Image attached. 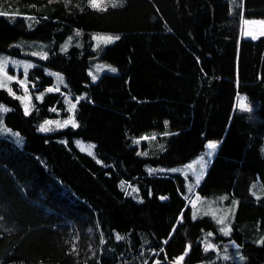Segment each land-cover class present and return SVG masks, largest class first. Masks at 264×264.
<instances>
[{"label": "trees", "instance_id": "obj_1", "mask_svg": "<svg viewBox=\"0 0 264 264\" xmlns=\"http://www.w3.org/2000/svg\"><path fill=\"white\" fill-rule=\"evenodd\" d=\"M231 3L0 0L7 53L23 55L21 39L120 36L100 54L119 73L97 82L86 44L55 50L31 70L39 87L54 83L48 66L65 74L71 94H85L78 128L38 130L64 105L60 92L25 115L0 88V105L12 107L6 123L25 135L24 144L0 135V264H176L181 256L179 264H264V194H251L254 180L264 185V34L243 36L241 26L264 19V0H238L235 11ZM239 94L250 110L237 106ZM149 134L154 153L141 155L134 142ZM77 137L94 141L96 156ZM208 140L219 146L189 196L183 175L147 169L186 163Z\"/></svg>", "mask_w": 264, "mask_h": 264}, {"label": "rangeland", "instance_id": "obj_2", "mask_svg": "<svg viewBox=\"0 0 264 264\" xmlns=\"http://www.w3.org/2000/svg\"><path fill=\"white\" fill-rule=\"evenodd\" d=\"M119 0H97L99 7H106L109 5H112L113 2L116 4L118 3ZM232 4V9L235 11L236 10V4L238 0H231ZM247 21L248 23H245ZM260 21V22H257ZM28 22L30 27H34L36 24V19L34 18H28ZM242 34L247 37H257L261 34H264V19H246L242 21ZM261 28H263L262 31ZM96 34H101V35H113L116 36L118 35L117 33H105V32H96L90 35V37L84 36L82 33L79 35L76 34H71L69 35L65 40L63 41H58L57 39H50V40H31V39H21L19 40L16 44L19 48H21L23 55H16V54H11L7 53L5 51L0 50V58L3 60L7 61V67L5 68V72L7 73L8 76H12L13 79L11 81H8L6 83V87H0V88H5L7 91L8 89H11V92L14 93L11 94L15 97H21L19 99L23 105L24 108V102L29 103L30 105V113H32L37 105V101H43L45 97L50 93L47 90L49 88H52V92H60L62 95V100L64 102V105L62 107L55 108L57 115L47 117L45 119H42L38 123V130L39 126L43 124L46 120H65L68 119L70 115H74L75 120L76 119V108L78 104H76V108L74 112H69L68 109L70 108L71 104L76 103L77 99L81 97H85V94L81 95H73L71 94L68 90V81L66 79L65 74L62 71L56 70L54 68L45 66L46 73L53 76L54 78V83L49 86L45 87H39L36 85V81L33 80L30 76L31 70L35 68L36 66H43V58H41V53H47V57L52 54L53 51L59 50L62 51V46L65 45L66 43L69 42V37H71V42L67 48L69 50L71 47H80L85 48V44L91 50L92 52L96 53V61L90 66L89 68V73L91 72L93 75L97 76V79L93 81L92 77V82H97L100 77L104 73H112V74H117L119 73V69L116 65L103 60L102 58L100 59V54L102 51L105 49L106 46L110 45H101L100 48H96V41L92 38ZM116 42V41H115ZM113 44V43H111ZM33 53H36V55H33ZM94 57V58H95ZM47 59V58H46ZM27 64L33 65V67L29 68L27 71V78L25 79L24 75V66ZM115 68L116 71L113 72L110 69ZM19 81H24V84L27 86V92H25V88L19 83ZM59 88V91H56L55 89ZM9 92V91H8ZM27 95L30 97V100L22 102L23 97ZM42 96V100H38L37 97ZM82 99H79V101ZM241 102H244L247 106L248 109H251V106L249 105L246 96L244 94H239L238 99H237V106L239 108H242ZM4 107L8 109H12V107L7 104V103H2ZM244 109V108H242ZM64 111H67V114H64ZM7 112H0V135L3 136H8L14 139L17 143L19 144H24L25 142V135L19 131L16 130L12 127H10L5 120ZM54 127V126H53ZM66 128V127H65ZM64 128H59L56 130H61ZM7 130V131H5ZM54 130V131H56ZM53 132V131H51ZM49 133V132H47ZM155 136L153 134H149L146 137L149 139H136L135 144L140 145V150L139 154L141 155H148L151 153H154L153 150V145H155L156 139H152L151 137ZM147 142V145L143 146V141ZM139 141V143H137ZM76 145L82 150L85 151L93 156H96V143L91 140H86L81 137L75 138ZM217 143L218 141L216 140H208L205 148L192 160L179 164V165H147V169L150 170H155V171H150V172H155V173H160V172H165L168 174H181L185 177V194L189 196L192 194L195 190L197 185L201 182L204 174L206 173L208 166L216 154L215 150H210L207 145L209 143ZM211 153V155H209ZM134 189V188H132ZM131 189V190H132ZM251 194L259 198L264 194V185L261 182V180L258 178L253 181L251 185ZM199 196H196L194 200H190L191 204H195V202L198 200ZM180 263V262H179Z\"/></svg>", "mask_w": 264, "mask_h": 264}, {"label": "snow or ice", "instance_id": "obj_3", "mask_svg": "<svg viewBox=\"0 0 264 264\" xmlns=\"http://www.w3.org/2000/svg\"><path fill=\"white\" fill-rule=\"evenodd\" d=\"M90 6L93 7V8H99L97 0H90ZM116 6H117V4L115 2H113L112 3V7H116ZM100 10L106 11L107 9L103 8V9H100ZM0 15H3V13H0ZM245 23H248V22L245 21ZM79 34L80 33L77 32V35H79ZM92 38L97 42L96 43V48H100L101 45H108V44L114 43L115 41H118L120 39V36L119 35L113 36V35L96 34ZM70 42H71V37H69V42L62 46L61 50L62 51H67V48H68ZM33 55H36V53H33ZM40 55H41V58H43V59L47 58V53H41ZM6 67H7V61H5L2 58H0V87H6V83L13 79L12 76H8L7 73L5 72V68ZM31 67H33V65H31V64H27V65L24 66L25 79L27 78V71ZM110 70L113 71V72L116 71L115 68H111ZM89 75L92 77L93 81H95L97 79V76L93 75L91 72L89 73ZM19 83L25 88V92H27V86L24 84V81H19ZM55 90L59 91V88H57ZM8 91H9L10 94L14 95V93L11 92V89H8ZM47 91L48 92H52L53 89L49 88ZM16 98L17 99H21V97H16ZM37 99L38 100H42L43 97L42 96H38ZM79 99H83V97H81ZM79 99H77L76 103L71 104L70 108L68 109L69 112H74V110L76 108V104L79 103ZM28 100H30V97L25 95L23 97V99H22V102L28 101ZM240 106L242 108H244V109L250 110V109H248V106L244 102H241ZM9 110L10 109L4 107L3 105H0V112H7ZM52 111L55 112L56 109L53 108ZM24 113H25V115H29L30 114V105L27 102H24ZM68 126H71L72 128H78L79 127V124L76 122L74 115H70L68 119H65L63 121H61V120H46L43 124H41L39 126V131L47 133V132H51V131H54V130L59 129V128H65V127H68ZM5 131H7V130H5ZM151 138L155 139V136H152ZM142 139H149V138L148 137H143ZM137 143H139V141H137ZM217 146H218L217 143H214V142L209 143L207 145V147L210 150H215L217 148ZM209 155H211V153H209ZM150 171H155V170H150ZM122 187H123V185H122ZM133 191H137V190H133ZM217 223H219L221 225H224L225 218L218 219ZM220 231L223 232L225 235H228V234H230L231 229H230V227L225 226V227H222L220 229ZM209 235H211V233H209ZM116 239L120 240V239H123V237H121L119 234H117L116 235ZM166 242L167 241H165V243ZM260 243L264 244V240H261ZM207 247H211V245H208ZM207 247H206V250H207ZM189 248H190V246H189ZM183 259H184V257L181 256L179 258V261L176 262V264H179V262L182 261ZM155 264H160V262L156 261Z\"/></svg>", "mask_w": 264, "mask_h": 264}, {"label": "crops", "instance_id": "obj_4", "mask_svg": "<svg viewBox=\"0 0 264 264\" xmlns=\"http://www.w3.org/2000/svg\"><path fill=\"white\" fill-rule=\"evenodd\" d=\"M258 19H259V18H258ZM244 20H245V19H244ZM242 21H243V20H242ZM257 22H260V21H257ZM262 30H263V28H261V30H260V31H262ZM243 36H244V35H243ZM218 146H219V143H218ZM218 146H217V147H218ZM215 152H216V151H215Z\"/></svg>", "mask_w": 264, "mask_h": 264}]
</instances>
